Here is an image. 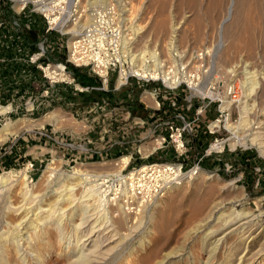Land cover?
Here are the masks:
<instances>
[{
    "label": "rangeland",
    "instance_id": "1",
    "mask_svg": "<svg viewBox=\"0 0 264 264\" xmlns=\"http://www.w3.org/2000/svg\"><path fill=\"white\" fill-rule=\"evenodd\" d=\"M82 1L85 2L86 0ZM244 1V6L240 8L237 27L229 30V33H234V35L231 34L229 39L225 41V47L227 50L229 49V52L226 53L221 49V52H218L217 45L220 40V24L228 15L230 0H125L126 6L124 9L126 16L128 17L126 8H132L131 16H139L138 22L145 29L143 36L139 37L140 39L135 38L138 40V50L143 48L156 49L160 55L171 59L173 57L172 51L175 49L186 51L193 47L209 48L212 55L208 61L213 70L211 74L205 77L207 84L214 79V73H219L225 83L238 79L243 87L242 96L237 101V105H233V101L228 99V104H231V111L229 110V114L224 112L221 115V129L215 133V135L223 136L227 140L224 150L209 155L210 157L203 163V169H199V172L193 178L185 180L181 185L170 189L164 196L159 198L158 204L154 203L144 212L134 213L133 221L130 222L132 226L129 224V227L126 225L123 228H119V234L116 233L117 235H114L115 238L110 241V245H116L113 247L115 248L113 251L121 250L133 253L135 264H159L161 260L168 256L169 252L178 249H182L180 250L182 254L190 252L194 243L201 239L208 230L220 227V223L217 222L218 216L222 213H230L232 210L246 211L250 214L252 220L246 228L251 224L255 236L249 237L242 243L238 233L241 221L221 228L223 230H220V235H224L226 232L228 234L217 256L211 259L209 253L199 250L200 260L197 263L239 264L245 244L250 239L248 243L250 246L249 252L242 264H264V152H262L259 145L253 143L250 139L247 140V143H238L237 148L234 149L230 145V138L234 134L226 125L227 118H230V121L235 124L240 122L239 105L246 100L244 81L249 75L247 71H254L255 73L264 71V0H256L254 4H247L249 1ZM2 2L10 3L11 7H13V0H0V7ZM88 2L89 0H87ZM29 8L30 5L26 7V9ZM247 18L251 19L246 20ZM0 21L3 20L0 18ZM248 21L249 25L247 24ZM245 22L247 23L244 25ZM161 23L162 26L164 24L162 29L160 27ZM174 27H178L176 28V33H173ZM63 29L65 30L64 27ZM239 33H242V36L236 41L233 36L235 37ZM69 36V33L62 34L64 45L60 51L55 49L52 51L50 41L46 39L44 42L46 47L45 55H47L46 61L51 60L52 63L65 62L61 56L66 55L67 57V38ZM251 36L252 39H250ZM44 39L45 35L38 38V46ZM171 49L173 50L171 51ZM32 50V53L35 52V49ZM43 60L44 57L40 61L42 62ZM40 69L44 73L43 69ZM68 73L70 72L68 71ZM56 82H65V80ZM220 84L223 85V82H220ZM149 92L146 91L144 94ZM226 93L227 91L221 95L222 99ZM255 97L256 107L254 106L255 108L251 109L253 121L257 120L258 116L260 118L264 117V94ZM249 102L252 103L253 101L250 100ZM223 103L221 104L222 107L224 106ZM0 104L3 105L2 102ZM67 110L71 111L70 108H67ZM216 112L215 108L213 111L208 112L200 122L196 121L193 123L194 130L198 128L197 131H200V135L203 138V149L208 146L215 136L209 129L213 127V122L218 121L215 119ZM15 118L16 115H10L7 109L0 112L1 137L7 130L8 132L15 130L14 125L24 119L21 117L15 120ZM211 122L212 124H210ZM252 126L247 133L250 134L254 130L256 131L255 126L257 124ZM189 137L191 138V135ZM119 158H79L78 160L64 162L60 157H51L35 172L33 170L30 172L31 175L28 177V182L30 185H34V190H37H35L36 193L39 192L42 205L48 207L50 206L49 203L55 202V188L69 180L70 174H72L75 167L81 165L88 171H115L117 169L116 163L121 159ZM52 159H57V163L60 164V174L59 177L46 186L38 181L44 168ZM148 161L151 160L147 159L140 163H133L128 166L125 172ZM28 162L29 160L24 164L17 165V167L0 168V180L4 174H7L10 178L6 191L2 192L0 190V233L10 229V224H13L16 220L15 218L18 217L13 212H9L8 205L10 202L15 204L20 200L19 193L25 181L24 174L29 170L27 169ZM215 206L217 208L209 224L210 227L208 229L205 228L194 238H187L190 230L199 224L200 220ZM150 215L153 216L152 220H150ZM49 238L52 241L44 247L45 252L48 249H52L50 244L53 241H57L55 234L51 237L49 236ZM148 240H151L150 244L147 242ZM142 242L147 243L142 245ZM177 256L176 252H172L169 256V262L171 264H190L187 256L184 258L187 263H184Z\"/></svg>",
    "mask_w": 264,
    "mask_h": 264
},
{
    "label": "crops",
    "instance_id": "2",
    "mask_svg": "<svg viewBox=\"0 0 264 264\" xmlns=\"http://www.w3.org/2000/svg\"><path fill=\"white\" fill-rule=\"evenodd\" d=\"M12 8L16 12L15 20H5L0 25V103L8 107L10 115H16L15 120L24 119L14 125L15 130L0 136V168L17 167L29 160L34 162L31 171L35 172L51 157H60L64 162L79 158L128 157L132 164L146 161L152 155L158 160L176 158L170 144L155 148L157 142L154 135L160 130L155 126L156 122L164 121L177 112H183L188 118L196 117L197 108L205 103L201 97L178 88L171 97H177L179 105L159 109L158 94L151 91L158 85L157 81L150 88L144 83L140 95L135 94V87L139 84L136 85L133 80L121 87H117L116 83L110 87L109 81L113 75L101 86L83 85L76 79L50 81L38 64L29 60L32 44L21 30L31 29L37 32L39 38L46 35L52 51H60L64 45L62 33L57 30L45 32L46 21L41 13L30 8L22 11ZM20 24L22 26L19 27ZM43 57L46 60L47 55ZM80 66L88 67L91 74L102 79L90 66ZM78 86L88 87L86 91L105 89L114 100L110 103L103 100H71L67 92L74 97L79 92ZM161 90H165L164 87ZM146 91L150 92L144 94ZM136 98L143 104L140 110L145 111L146 116L132 112V103ZM215 105V102H211L199 114L197 122L215 108L218 113ZM135 108L138 109L137 106ZM197 130L190 138L188 153L182 157L187 165H191L203 149V138ZM209 157L204 156L203 162Z\"/></svg>",
    "mask_w": 264,
    "mask_h": 264
},
{
    "label": "bare ground",
    "instance_id": "3",
    "mask_svg": "<svg viewBox=\"0 0 264 264\" xmlns=\"http://www.w3.org/2000/svg\"><path fill=\"white\" fill-rule=\"evenodd\" d=\"M25 1L26 0H18L15 5L19 9ZM106 1L107 0H89L88 3L98 4ZM117 1L125 2V0ZM247 1H249L247 4L256 3V0H252V2L251 0ZM243 2L245 1L230 0L228 15L222 20L219 28L220 40L217 45L218 52L220 49L226 53L229 52V49L227 50L225 47V41L229 39L231 34L234 35V33L230 34L229 30L237 27L240 8L244 6ZM125 6L126 4L124 5V8ZM131 9L126 8V12L128 13V17L125 16L126 23H128L127 28L132 30L136 38H139L143 36L145 29L138 22L140 19L139 16H131V13L133 12ZM53 19L57 20V17L55 16ZM89 19L90 13H87L81 23H67L63 27L65 30H76L78 27L86 24ZM248 19L251 18H247L246 20ZM249 21L248 23L245 22L244 25L246 23L249 25ZM163 26L161 23V29ZM176 28L178 27H174L173 33H176ZM241 36L242 33H239L238 35H235V37L233 36V39L237 41ZM250 39H252V36ZM172 50L173 49H171V51ZM138 55L141 57L142 61L146 56L151 57L147 64L139 61L138 69L142 74H157V70L160 69L161 66L160 62L162 61V55H160L156 49L148 48L140 49ZM45 68L47 74L55 78H72L68 71L64 70L63 63L48 65L45 66ZM233 71L235 72V70ZM247 74L249 75L244 81L246 100L243 104L240 103L239 105L241 114L240 122L235 124L230 121V118H227L226 122L227 127L234 134L232 138H230V145L235 147L238 143H247V140L250 139L253 143L259 145L262 152H264V117L260 118L258 116L255 121L251 118V109L256 107L254 97L264 94V71L262 70L259 73L247 71ZM207 93L211 95L214 94L210 89ZM228 99L227 92L223 97V108H228L230 110L231 104H228ZM250 100L253 102L250 103ZM7 108L8 107L0 104V112L5 111ZM218 124L219 120L213 122V126ZM254 124H257V126H255L256 131L254 130V132L250 134L247 133L248 129L253 127L252 125ZM127 161L128 157L121 158L116 163L117 169L115 171H88L81 165L75 167L72 174H70L69 180L55 188V202L49 203L50 206L48 207L42 205L41 196L38 194L39 192L36 193L34 185L29 184V170L26 169L27 171L24 174L25 181L19 193L20 200L18 203L13 204L10 202L8 205L9 212H13L15 215H18V217L15 218L16 220L13 224H10V229L0 233V264H135L133 253H127L121 250L113 251V249H115L113 247L116 245H110V241L115 238L114 235L119 232V228H123L126 225L129 227L130 222L133 221L134 212L128 210L124 203L118 200L113 202L112 197L108 194V189L103 187L101 181V178H105V175L111 173L121 174ZM199 169L203 168L200 167ZM59 174L60 164L57 163V160H53L46 165L38 182L47 186L51 181L59 177ZM194 175L196 174L190 176L187 174L185 180L193 178ZM9 183V176L4 174L0 180V190L2 192L6 191ZM158 200L159 199L155 201V204ZM216 208V206L215 208H212L210 212L200 220L199 224L190 230L187 238H194L205 228L208 229L210 227L209 224L213 219ZM152 218L153 216H151L150 220H152ZM251 220L252 218L250 217V214L246 211L232 210L230 213H222L217 218L220 227L208 230L201 239L194 243L190 252L182 254L180 253V250L182 249L174 250L172 252H176L184 263H187V260L184 259L185 256H187L190 264H198L197 262L200 260L199 250L206 251L209 253L210 258L213 259L217 256L218 251L224 245L226 235L228 234V232H226V234L220 235V230H223L221 228L241 221V224L238 227V233L240 234V240L244 243L249 237L255 236L251 224L246 228ZM130 226L132 225L130 224ZM114 230L115 232H113ZM53 234L56 235L57 241H53V243L50 244L52 249H46L47 252H45L44 247L52 241L49 236L51 237ZM112 236L114 237L112 238ZM249 241L245 244L244 252L239 259V264H242L244 258L249 252ZM147 242L150 244L151 240H148ZM147 242H142L141 244L145 245ZM172 252H169L168 256L164 260H161L159 264H171L169 262V256Z\"/></svg>",
    "mask_w": 264,
    "mask_h": 264
},
{
    "label": "built area",
    "instance_id": "4",
    "mask_svg": "<svg viewBox=\"0 0 264 264\" xmlns=\"http://www.w3.org/2000/svg\"><path fill=\"white\" fill-rule=\"evenodd\" d=\"M17 1L13 0L12 3L15 9H17L15 6ZM28 5L32 11H38L44 17L45 32L57 30L63 35L70 34L67 38L66 60L78 66H90L104 82L109 81L113 72L116 74L117 87L126 85L131 80L136 83L159 81L161 85L151 90L152 93L158 94L159 109L162 107L171 109L179 105V99L171 97L172 92L178 88L187 89L205 101L197 108L194 118H188L183 112H177L164 121L156 122L155 126L160 130L154 135L157 142L155 148H162L170 144L176 158L148 161L125 172L129 166L128 161L121 174L111 173L105 175V178H101L103 187H108L107 191H109L108 194L112 197L113 202L118 200L124 203L126 208L134 213L144 212L170 189L181 184L187 174L189 176L197 174L198 169L203 168L202 159L204 156L224 150L227 140L223 136L215 135L208 146L198 152L191 165H187L182 159L188 153L189 136L193 137L195 131L193 123L198 121L199 114L211 102L216 103L218 116L215 119L219 120V124L209 129L211 133L215 134L221 129V115L224 112L229 114V109L221 106L223 102L221 95L227 91L233 105H237V101L242 96L243 87L238 79L225 83L219 73H214V79L207 84L205 77L213 70L208 61L212 55L209 48L193 47L186 51L175 49L172 51L171 59L162 56L163 59L157 74H142L138 69L139 61L147 64L151 57L148 55L149 57L146 56L142 61L138 55V40L135 39L132 30L127 28L125 2L107 0L91 4L87 3V0L85 2L82 0H26L17 10H25ZM87 13H90V19L78 29L64 30L62 28L67 23H81ZM55 16L57 20L53 19ZM1 23L2 21H0V25ZM46 39L48 37L45 35V39L39 44V49L29 55V60L38 64L50 81H75V77L71 73L69 74L72 78L69 80L55 78L47 74L45 66L63 63L64 70H67V63L62 61L52 63L51 60L40 61L46 52L44 43ZM220 82H223V85ZM162 87L165 90L162 91ZM86 88L88 87L78 86L79 90ZM209 89L214 94H208ZM206 99H208L207 102ZM105 103L107 102L105 101ZM188 106L191 107V103ZM236 148L237 145L234 149ZM27 166L29 175H31L34 162L29 161Z\"/></svg>",
    "mask_w": 264,
    "mask_h": 264
},
{
    "label": "trees",
    "instance_id": "5",
    "mask_svg": "<svg viewBox=\"0 0 264 264\" xmlns=\"http://www.w3.org/2000/svg\"><path fill=\"white\" fill-rule=\"evenodd\" d=\"M15 16H16V12L11 7V4L2 2V5L0 7V18L3 21H5V20L13 21V20H15ZM20 26H22V24H20L19 27ZM21 33H25L26 38L32 44V49L38 50V48H39L38 38L39 37H38L37 32L26 28V29L21 30ZM61 58H62V60H65V62L67 63V70L81 84H83V85H87V84L88 85H98V86H101L103 84V80L100 79L98 76L91 74L90 69L88 67L78 66V65H75L74 63H72L70 61H67L66 55L61 56ZM115 80H116V74L114 73V75L112 76V78L109 81L110 87L113 86V84L115 83ZM153 82H155V81L147 82L146 86L148 88L152 87V85H154ZM157 82H158L157 86H160L161 83L159 81H157ZM135 84L136 85L139 84L138 86L135 87V94L140 95V93L144 90L145 85H144V83H135ZM67 93H68L67 96L72 98L71 100H77V101L80 100L81 102L103 100V101H106L107 103H110L114 100L110 95H108V91H106L105 89H102V88H93L89 91H86V89L85 90H79V92H76V95L74 97H71V93H69V92H67ZM132 104H133V107L131 110L133 113H138V114H142L143 116H146V112L140 110V108H142L143 104L138 100V98H136ZM135 106H137L138 109H136ZM156 112H159V111L156 110ZM217 116L218 115H216L215 117H217ZM156 158L157 157H155V155H152L149 157V159L151 161L158 160ZM130 165H132V162L129 163V166Z\"/></svg>",
    "mask_w": 264,
    "mask_h": 264
}]
</instances>
